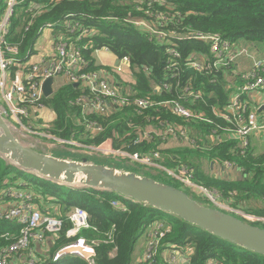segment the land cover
Returning a JSON list of instances; mask_svg holds the SVG:
<instances>
[{"label": "trees", "instance_id": "1", "mask_svg": "<svg viewBox=\"0 0 264 264\" xmlns=\"http://www.w3.org/2000/svg\"><path fill=\"white\" fill-rule=\"evenodd\" d=\"M69 15L84 21L89 27L86 36H82L81 30L72 32L58 28L55 31H61L65 41L80 49L85 66L79 69L78 74L105 71L114 79L118 89L116 100L125 103L111 105L108 101L110 109L103 114L85 111L99 95L90 92L82 83L76 86L64 82L53 96L43 101L55 113V120L48 127L41 125V121L35 122L34 128L45 129L61 140L78 141L87 146L98 147L111 141L114 149L149 155L164 169L178 171L185 167L194 183L216 192L222 203L264 218V153H256L251 143L242 149L234 139L239 123L244 122L247 113L253 109L249 96H242V100L248 102V110L239 115L238 123L222 118L232 94L243 93L244 87L250 84L251 80L244 75L251 69L241 72L236 62L215 68L212 45L198 39L212 36L218 37L220 43L227 41L239 46L238 43L243 41L258 48L264 43V0L62 1L51 5L50 11L42 18H28L26 23L33 22L38 26L20 28L11 43L24 54L38 36L39 24H62L66 18L70 19ZM135 21L147 22L165 37L136 27ZM105 46L115 54L118 62L125 57L129 59L131 79L126 80L97 63L94 52ZM171 50L179 53L180 57L175 58ZM193 55L205 60L204 69L196 70L189 65ZM156 85H169V88L156 91ZM199 93L201 97L195 98ZM79 100L83 102L80 105ZM140 101L148 105L140 106ZM176 104L194 116L184 118L177 115L174 111ZM220 111L222 115H219ZM25 122L29 125L34 123ZM90 124L99 126L101 130L89 129ZM172 127L177 136L181 131L186 132L190 147L182 144L165 147L169 145L166 133ZM156 154L159 157H155ZM94 159L90 161L95 163ZM204 160L215 166L230 165L240 175L226 179L207 174L201 169ZM95 164L106 163L97 161ZM139 166L153 171L157 169ZM130 171L140 175L136 170ZM144 177L157 181L149 175ZM162 182L183 190L199 204L215 209L203 193L188 189L191 196L176 181ZM15 192L30 196V203L43 215L64 220L60 231L47 235V242L50 241L48 255L35 258V264H134L133 254L139 240L158 221L165 225V229L161 228L164 237L154 259L140 264H170L162 255L165 249L183 254L187 247L191 248L187 255L188 264H264L263 255L224 241L176 216L114 192L59 185L23 171L0 156V212L8 210L1 204L19 202L13 195ZM251 202L256 203L255 208L249 205ZM76 208L87 212L89 227L72 236L68 234L73 229L70 215ZM165 215L168 221L160 219ZM259 227L264 228V225ZM20 237L21 226L17 221L0 220V257ZM81 238L94 248L92 262L77 256H65L55 261L60 250ZM34 253L32 244V251L11 255L10 263L14 258H30Z\"/></svg>", "mask_w": 264, "mask_h": 264}, {"label": "built area", "instance_id": "2", "mask_svg": "<svg viewBox=\"0 0 264 264\" xmlns=\"http://www.w3.org/2000/svg\"><path fill=\"white\" fill-rule=\"evenodd\" d=\"M62 1L75 0L3 1L0 8V117L4 119L10 131L13 129H20L36 135L44 141L53 139L61 144H67L69 143L68 141L53 138L45 129H39L38 127L36 129L25 122L33 120L34 122H42L45 120V113L49 108L43 103L46 98L43 92V85L47 80L66 76L70 83H82L85 87L90 89V92L98 94L99 97L89 105V108L84 109L88 112L103 114L110 109L108 101H111V105L116 103L124 104L125 102H118L116 100L118 89L115 84L112 83V77L107 75L105 71L78 74L79 69L85 66L80 49L65 41L61 31L56 33L54 31L55 25H58L59 28H67L72 32L81 30L83 31L82 36L88 35L89 27L85 25L84 21L74 19L73 15H69L68 17H70V20L66 19L62 24H50V22L39 24L40 32L35 38L32 47L24 54L20 52L18 46L11 43V39H13V36L20 28L25 27L29 29L30 27L38 26V24L33 22L26 23L28 18H42L47 11H50L51 5ZM134 24L144 31L147 30L161 38L165 37L163 34L157 32L156 29L152 28L147 22L135 21ZM44 33H46V35H44ZM198 39L212 45V53L215 57L213 66L215 68H220L231 62H236L240 57L246 56L252 58L248 49L234 46V44L227 41L220 43L221 40L218 37H199ZM96 52L108 53L110 51L108 47L105 46ZM170 53L175 58L180 57V54L175 50H171ZM252 60H254V66L249 73L244 75L246 79L251 80L250 84L244 87L243 93L238 91V93L232 96L230 104L225 108L224 115H222V111L219 112V115H222V118L230 123H238L239 115L248 110V102L242 100L243 95L249 96L254 92L264 91V59L257 60L252 58ZM190 62L189 65L196 70L204 69V65L207 64L201 56L196 55H193ZM128 65H130V61L125 57L119 60L117 67L119 71H122L124 67ZM155 88L156 91H160L161 88L168 89L169 85H164L163 87L156 85ZM200 97V93L195 95V98ZM105 101L107 105H105ZM82 103V100L78 101L79 105ZM139 105L147 106L148 103L140 101ZM258 108L259 106L247 113V119L239 123V128L234 134V139L240 143L242 149L249 147L251 136L254 133L264 138V120L259 121ZM174 111L177 115L184 118H192L194 116L191 111L182 107L180 104L174 106ZM8 121H12V123L10 124ZM41 125L45 126L43 123H41ZM89 129L101 130L95 124H90ZM175 131L173 127L168 130L166 133L167 140H169V137H173L189 143V138L185 131H181L179 136H177ZM145 135L147 136L148 134ZM84 147L100 152L106 157H119L122 161L164 169L149 155L129 154L122 149H114L111 141H107L99 147ZM155 157H159V154H156ZM227 167L230 168L231 166L227 165ZM167 172L171 178L179 182L184 188L192 192L199 191L203 193L213 204L215 209L222 208L221 204L223 205V203L220 201V197L217 193L209 191L194 183L188 174L189 171L185 167L182 169L180 168L178 171L168 170ZM13 195L19 200V205L0 212V220L17 221L21 226V237L0 257V264H9L11 255L13 256L21 251H32L33 243L43 244L48 234L57 233L64 225L62 219L45 216L40 211L36 210L30 203L32 201L30 196H25L20 192H15ZM113 204L115 205L116 203ZM228 210L231 211L229 208ZM248 220L257 222L259 225H264V218L251 216L248 217ZM70 221L73 223V229L70 230L68 234L72 236H76L81 230L89 227L88 214L81 208H76L71 213ZM161 228L165 229V225L162 221H158L157 224L146 233L147 251H145L143 255V262L145 263L151 262L156 255L157 247L164 237V232ZM190 253L191 248L187 247L186 254L189 255ZM94 255V248L81 238L75 244L60 250L55 257V261H59L65 256H77L86 259L88 262H92ZM30 260H32V258H30ZM28 264H34V260ZM208 264L214 263L209 262Z\"/></svg>", "mask_w": 264, "mask_h": 264}, {"label": "water", "instance_id": "3", "mask_svg": "<svg viewBox=\"0 0 264 264\" xmlns=\"http://www.w3.org/2000/svg\"><path fill=\"white\" fill-rule=\"evenodd\" d=\"M4 0H0V8ZM77 86V85H76ZM46 98L53 96L54 79L43 85ZM258 113H264V103ZM0 156L11 165L39 178L76 188L110 191L137 203L176 216L183 221L248 251L264 256V228L246 224L232 215L194 201L173 186L126 172L116 167L95 164L87 159L70 161L48 156L23 146L0 117Z\"/></svg>", "mask_w": 264, "mask_h": 264}, {"label": "rangeland", "instance_id": "4", "mask_svg": "<svg viewBox=\"0 0 264 264\" xmlns=\"http://www.w3.org/2000/svg\"><path fill=\"white\" fill-rule=\"evenodd\" d=\"M44 35H46V33H44ZM258 49L262 53L261 58L263 60L264 59V43L259 45ZM101 54H103V53L96 55L97 58H99ZM259 56L260 55L255 54L256 58H260ZM250 64H252V61L247 63V65H250ZM112 69H114L116 71L115 73L119 74L122 78H124L126 80L131 79V74H130V72H128L126 70V68H124L122 71H119L118 67L112 65ZM62 82H63V79L61 77L55 79V85L56 86L61 85ZM54 89H55V87H54ZM260 96H261L260 99L262 101H264V91L261 93ZM255 102L256 101L252 102V108H255V104H256ZM49 115L51 117L50 121L48 120L47 117H45V120L42 121V123L45 125L44 127L50 126V124L55 120V118H54L55 116L53 115V113H50ZM8 122L10 124L12 123V121H8ZM29 122H31V121H29ZM34 125H35V122L32 124V127H34ZM11 133L14 135V137L18 141H20V143L23 146L32 148V149L36 150L37 152H40V153L48 155V156L57 157L60 159H68V160H73V161H77L76 159H82V158H91V159L95 158L93 160L95 163H97V161H100L102 163H106L105 165H109L111 167H113V165H116L114 167L118 166V167H120L119 169L123 168V170H129V171L130 170H136L140 174L139 176L143 177V175L144 176L149 175V176L156 178L157 182H160V183H163L162 181L167 182V183H172V181L175 182V180L169 176V174L167 172L168 169H155L153 171L151 169L141 167V166H139L133 162L122 161V159H120L119 157H116V158H114L113 156L106 157V156H103V154H101L100 152L85 148L84 147L85 145H83L82 143H79L78 141H68L70 144L69 143L68 144H61L59 142H54L52 140L44 141L41 138L37 137L36 135H33L31 133H27L24 130H20V129H13L11 131ZM172 141L176 142L179 146H181V144H182L183 147H189L185 141H180L179 139H169V141H168V143H169L168 147L169 148H171L175 145V143L170 144ZM190 146H191V144H190ZM258 146L259 147L256 148V153H262V151L264 150V146H262V144H260V143L258 144ZM9 163H11V162L9 161ZM118 163H120V164H118ZM215 168H217V166H215ZM201 169L205 173L211 174L210 163H208L205 160L202 161ZM185 190L191 196H193L192 193L190 191H188V189H185ZM18 205H19V203L15 204V205L13 204L12 207H17ZM249 205L252 206V208L256 207L255 202H251V203H249ZM20 206H21V204H20ZM221 207L222 208H217L216 210H219V211L224 212L226 214L232 215L233 217H235L239 220H242L246 224H250V225L259 227V224L257 222H253V221L248 220V217H251V216L253 217V215L247 214L243 210L234 209L225 203H223V205L221 204ZM9 208H11V207H9ZM228 208L231 211H229ZM160 219L164 220V221L169 220L167 215L161 216ZM151 228H153V226H150L148 228V230H150ZM145 238H146L145 236L142 237L136 246L135 252L133 254V263L134 264H137L138 262H140L143 259V254L145 253V251H147V243H146ZM49 244H50L49 240L47 243V237H46L45 242L43 244L33 243V245H40V246L45 247L46 249H47Z\"/></svg>", "mask_w": 264, "mask_h": 264}, {"label": "crops", "instance_id": "5", "mask_svg": "<svg viewBox=\"0 0 264 264\" xmlns=\"http://www.w3.org/2000/svg\"><path fill=\"white\" fill-rule=\"evenodd\" d=\"M239 44V47L241 48H246L248 49L249 51V54L252 56V58L254 59H262L261 57V51L254 47L253 45H249L243 41H240ZM255 54L257 55H260L259 57L260 58H256L255 57ZM96 59H97V63L99 65H105V66H108L110 68H112V65L113 66H118L119 62H118V58L112 54L111 52L109 53H103L100 55L99 58H97L96 56ZM252 61V64H253V60L252 59H249L248 57L244 56V57H240L237 61H236V67L237 69H239V71L241 72H247L248 70L251 69L252 67V64L250 65H247V63L251 62ZM63 83V82H62ZM60 85L57 86V88L59 87ZM263 92V91H262ZM262 92H254L252 95L250 94L249 95V99L250 101H256L255 103V108L257 106H259L260 104L264 103V101H262L260 99V95ZM234 95V93L232 94V96ZM255 95V96H254ZM52 113V112H51ZM50 109L45 113V117L48 118V120L50 121ZM53 115L55 116V114L53 113ZM55 118V117H54ZM264 120V113L262 114H259V121H262ZM251 145L253 146V148L255 149L256 151V148L259 147L258 144H262V146H264V138L261 137V135L257 134V133H254L252 136H251ZM172 143H175V145H178L176 142L172 141L170 144ZM174 145V146H175ZM166 148H169L168 147V144L167 146H165ZM190 147V146H189ZM40 153V152H39ZM262 153H264V150L262 151ZM258 154H261V153H258ZM77 161H80L81 159H76ZM217 166V165H216ZM210 169H211V175H216V176H224V178H238L240 173L234 169V168H227V167H222V166H217V168H215V164L214 163H210ZM144 177V176H143ZM22 183V182H21ZM7 203V204H6ZM6 203H3L1 204L4 208H8L9 207H12L13 204L15 205L16 203L12 202V203H9V202H6ZM4 211V210H3ZM48 243V242H47ZM50 243V241H49ZM34 248H35V253L30 256V258H32V260H34V264L36 263V259L37 257H44V256H47L48 255V250L50 248V244L48 245L47 249L43 246H40V245H33ZM171 250L169 249H165V251L162 253L163 257L167 260V261H170V264H188V260H187V254L186 253H180L179 251H176V253H171L170 252ZM30 258H27L25 256L21 257V258H14V260L12 261V263L10 264H28L30 263L32 260H30ZM142 263V260L140 262H138L137 264H140Z\"/></svg>", "mask_w": 264, "mask_h": 264}, {"label": "bare ground", "instance_id": "6", "mask_svg": "<svg viewBox=\"0 0 264 264\" xmlns=\"http://www.w3.org/2000/svg\"><path fill=\"white\" fill-rule=\"evenodd\" d=\"M67 19V18H66ZM70 20V19H69ZM51 24V23H50ZM137 27V26H136ZM59 27H58V25H55V27H54V31H57V29H58ZM108 49H109V47H108ZM98 50H100V49H98ZM97 51V50H96ZM94 52V55L96 56V55H98V54H100V53H97V52ZM109 51H110V49H109ZM111 52V51H110ZM109 52V53H110ZM102 53H105V52H102ZM112 54H114L113 52H111ZM115 55V54H114ZM249 59H252V58H249ZM102 67H106V68H109L110 70H112V72H116L114 69H112V68H110V67H107V66H105V65H101ZM117 67V66H116ZM124 68H126V70L129 72V70H130V65H128L127 67H124ZM88 73H91V72H88ZM62 79H63V83L64 82H69L68 81V78L66 77V76H60ZM59 78V77H58ZM51 79V78H50ZM54 79V78H53ZM111 81H112V83H114V79H111ZM74 84H78V83H74ZM54 87H55V89H57V86L55 85V79H54ZM262 92V91H261ZM253 94V93H252ZM52 112V110L50 109V113ZM53 113V112H52ZM55 114V113H54ZM99 127V126H98ZM100 128V127H99ZM97 131V130H96ZM98 131H100V130H98ZM50 135L53 137V138H56V139H58V140H61L60 138H58V137H56V136H54V135H52L51 133H50ZM168 139H175V138H173V137H170V138H168ZM52 141H54V142H57L56 140H53L52 139ZM62 141H64V140H62ZM70 141H73V140H70ZM167 141H169V140H167ZM180 141H182V140H180ZM250 143H251V140H250ZM68 144V143H67ZM70 144V143H69ZM188 145H190L191 144V141H190V139H189V143H187ZM85 146H87V145H85ZM87 147H96V146H87ZM99 147V146H98ZM82 159H87L89 162H91L90 160H91V158H82ZM81 159V160H82ZM66 160H68V159H66ZM70 161H73V160H70ZM105 166H108V167H111V166H109V165H105ZM117 169H119V168H117ZM157 169H161V168H157ZM119 170H123V169H119ZM124 171H126V172H132V171H129V170H124ZM57 183V182H56ZM59 184V183H58ZM59 185H62V184H59ZM69 187H72V186H69ZM74 188H76V187H74ZM183 191V190H182ZM63 222H64V220H63ZM149 231V230H148ZM147 231V232H148ZM50 234H54V233H50ZM145 237H146V235H145ZM146 239V242H147V237L145 238ZM144 255V254H143ZM142 262H143V259H142Z\"/></svg>", "mask_w": 264, "mask_h": 264}]
</instances>
